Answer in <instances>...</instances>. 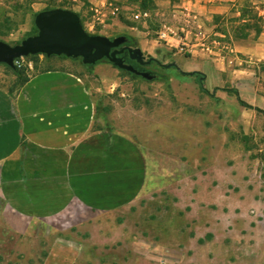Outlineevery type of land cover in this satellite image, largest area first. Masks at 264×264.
Returning <instances> with one entry per match:
<instances>
[{"label": "crops", "instance_id": "obj_1", "mask_svg": "<svg viewBox=\"0 0 264 264\" xmlns=\"http://www.w3.org/2000/svg\"><path fill=\"white\" fill-rule=\"evenodd\" d=\"M73 1L77 3L72 11L78 14L95 7L108 17L117 9L100 33L82 30L88 37L115 43L109 53L124 48L137 51L143 64L130 58L127 50L117 58L145 76L151 72L141 66L146 59L155 60L146 52L157 47L173 51L184 45L198 46L203 30L249 22L245 10L254 12L258 30L233 41V50L245 60L264 61V0H151L146 10L141 9L140 0ZM152 22L159 26L157 32L149 28ZM80 60L85 69L82 74L64 68L33 72L30 62L18 71L0 63V208L4 223L20 236H28L22 225L74 217L80 224L70 231V252L83 255L93 245L74 239L91 236L89 228L94 223L130 211L141 198L148 170L143 152L131 137L110 129L106 122L97 125L93 91L86 78L97 79L99 91L118 93L121 68L106 59ZM179 181L182 189H175V196L180 199L173 203L179 214L171 208L165 211L169 228L164 230L169 235L172 220L178 217L179 229L174 231L180 242L171 244L170 251L176 252L179 264H256L259 256L258 264H264V228L254 225L256 218L248 214L255 202L227 194L211 200L217 213L200 214L198 199L181 198L184 187ZM79 226H83L81 231ZM76 262L75 257L68 264ZM56 263L65 264L63 260Z\"/></svg>", "mask_w": 264, "mask_h": 264}, {"label": "rangeland", "instance_id": "obj_2", "mask_svg": "<svg viewBox=\"0 0 264 264\" xmlns=\"http://www.w3.org/2000/svg\"><path fill=\"white\" fill-rule=\"evenodd\" d=\"M76 3L0 0V43L22 44L38 34L40 14L73 12ZM73 14L84 30L95 35L114 18L105 16L104 23L98 24L88 9ZM244 14L250 20L245 24L223 23L214 30H203L198 46L184 45L173 51L157 47L146 52L155 59L147 67L151 75L121 69L118 93L99 91L98 80L86 78L93 91L97 125L106 122L110 129L131 137L143 152L148 177L141 198L122 216L90 226L91 236L72 237L93 245L83 255L70 252V231L80 224L74 217L22 225L28 236H20L4 223L0 208V264H57L60 260L68 264L75 257V264H179L176 252L170 251L171 244L180 242L174 231L179 229L178 217L172 220L173 231L164 234L169 228L165 211L171 208L173 214H179L173 205L180 199L175 196V189H182L179 180L184 187L181 198L198 199L200 214L217 213L211 200L232 194L256 203L248 214L256 218L254 225L264 228V116L243 108L225 91L236 89L244 102L264 111V61L238 57L232 47L233 41L258 28L254 12L245 10ZM157 26L152 22L149 28L157 32ZM158 41L164 43L163 38ZM80 59L36 54L22 57V65L30 62L33 72L64 68L82 74L85 69ZM201 82L214 97L200 92ZM187 209L190 214L191 208ZM79 227L81 231L83 226Z\"/></svg>", "mask_w": 264, "mask_h": 264}, {"label": "water", "instance_id": "obj_3", "mask_svg": "<svg viewBox=\"0 0 264 264\" xmlns=\"http://www.w3.org/2000/svg\"><path fill=\"white\" fill-rule=\"evenodd\" d=\"M36 27L39 31L38 34L20 45L10 47L0 43V63L14 68V60L28 55H64L70 58H81L83 63H94L106 59L121 69L144 76L131 66L124 65L117 58V55L127 50L130 58L143 64L139 60L140 55L137 54V51L124 48L109 53V48L113 47L112 45L115 43L109 44L102 38L86 36L79 19L72 13L52 11L40 14L36 19Z\"/></svg>", "mask_w": 264, "mask_h": 264}, {"label": "trees", "instance_id": "obj_4", "mask_svg": "<svg viewBox=\"0 0 264 264\" xmlns=\"http://www.w3.org/2000/svg\"><path fill=\"white\" fill-rule=\"evenodd\" d=\"M136 1H138V0H131V2H136ZM140 2H141V6H140L141 9H142V10H146V9L148 8V4L151 3V0H140ZM17 70L19 71L20 69H17ZM189 74H192V75H198L197 73H189ZM199 90H200L201 93H204V94H206V95H209L210 97H214V96H213V93H210L207 89L204 88L202 82H201L200 85H199ZM225 91L231 93V94L235 97L236 101H237V102H238L243 108L248 109V110H254L255 112H257V113L261 114L262 116H264V111H262L261 109H259V108H257V107H253V106L247 104L246 102H244V101L241 99V97H240V95H239V92H238L236 89H227V90H225Z\"/></svg>", "mask_w": 264, "mask_h": 264}, {"label": "built area", "instance_id": "obj_5", "mask_svg": "<svg viewBox=\"0 0 264 264\" xmlns=\"http://www.w3.org/2000/svg\"><path fill=\"white\" fill-rule=\"evenodd\" d=\"M91 12L93 13V15H94L96 21L98 22V24L104 23L105 11H103L102 9L94 7V8H91ZM116 12H117V9L114 8L108 14H110V16H115ZM146 15H147L146 13L142 14L143 17H146ZM134 18L138 19L139 16L136 15V16H134ZM14 64H15L16 68H20L22 66V61L21 60H16L14 62Z\"/></svg>", "mask_w": 264, "mask_h": 264}, {"label": "flooded vegetation", "instance_id": "obj_6", "mask_svg": "<svg viewBox=\"0 0 264 264\" xmlns=\"http://www.w3.org/2000/svg\"><path fill=\"white\" fill-rule=\"evenodd\" d=\"M125 57V56H124ZM126 58V57H125ZM127 62H129V63H131V65L134 67V66H137V64H136V62H133V61H129V60H127V58L125 59ZM150 63H148L147 61H146V64H144L143 66H141V67H147L148 65H149ZM145 67V68H146Z\"/></svg>", "mask_w": 264, "mask_h": 264}]
</instances>
